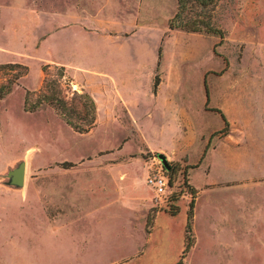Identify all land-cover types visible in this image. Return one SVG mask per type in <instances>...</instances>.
<instances>
[{"label":"rangeland","instance_id":"374dc122","mask_svg":"<svg viewBox=\"0 0 264 264\" xmlns=\"http://www.w3.org/2000/svg\"><path fill=\"white\" fill-rule=\"evenodd\" d=\"M177 7L0 0V264H179L191 203L194 245L181 264H264V0L218 1L205 14L213 33L171 30ZM109 39L121 42L127 73L111 91L128 81L138 106H99L97 61L66 66L97 58L90 51ZM47 78L61 81L79 115L46 103L25 109ZM83 92L97 108L88 133L68 123L91 118ZM160 154L173 184L186 181L195 196L176 195L170 211L146 182ZM22 165L25 187L9 186Z\"/></svg>","mask_w":264,"mask_h":264},{"label":"trees","instance_id":"16d2710c","mask_svg":"<svg viewBox=\"0 0 264 264\" xmlns=\"http://www.w3.org/2000/svg\"><path fill=\"white\" fill-rule=\"evenodd\" d=\"M220 0H178L177 11L170 20V29L171 30H180L188 33H201L203 31L207 33L215 32V28L212 25L211 17L206 16V11L209 7L214 6ZM198 9H202L201 12H198ZM17 65V64H16ZM15 65V66H16ZM18 66V65H17ZM6 67H14L13 64H8ZM21 67V66H20ZM50 66L47 65L44 67L43 71L46 72ZM63 72L61 76L64 74V69L62 67ZM159 77H157L156 86L159 85ZM11 88L7 87V92H10ZM3 91V90H2ZM27 96L25 99V109L30 112H35L41 109L43 103L47 105L62 109L63 111H69L72 114L79 115V112L76 108L72 107V101L68 100L64 95V91L61 85V81L59 79H45L43 90L40 91L42 98H37V100H31V92H27ZM4 94V93H3ZM78 97L82 100H85L81 103V107L86 110L87 103L90 104V110H92L91 118L86 120L85 125L74 124L72 122H68L74 130L79 133H88L96 123L97 119V108L95 100L92 96L86 92L82 94H78ZM222 117L225 120V124L227 125V121L225 119L224 114ZM227 127V126H226ZM225 127V128H226ZM193 203H191V210L188 213L187 217V228H186V239H185V251L182 255V260L179 264L182 263L183 259L186 257L188 251L194 245V237H193V224H194V213L192 211Z\"/></svg>","mask_w":264,"mask_h":264},{"label":"crops","instance_id":"0c3cea01","mask_svg":"<svg viewBox=\"0 0 264 264\" xmlns=\"http://www.w3.org/2000/svg\"><path fill=\"white\" fill-rule=\"evenodd\" d=\"M109 42L111 43V46H113V48L111 47H108V45H106L105 43ZM99 40L97 42V47H98V50L96 52H93V51H90L93 56H96L97 58H71V62H70V59H68L69 61L66 62V66L69 68V69H72V67H74V63H78V64H84L87 60H95L99 63V74H100V79H98L99 81V94H100V100H99V106L101 104V102H104V104H109L110 102L113 101V99L116 100V103L118 102L119 104H122V105H125L126 102H129L130 103H133L135 106H138L139 104L136 102L135 99L132 98L131 96V92H129V82L127 81V89H123L122 91H119V90H115V91H111V88H116V86H118V83L120 85H124V82H123V79H127V73L125 72L124 70V65L122 63V59H125V56L121 55V48H118L117 45L118 43H121V42H118V40H114V39H109V40ZM83 43L82 42V46H83ZM88 45H92L90 44V41L87 42ZM114 43V44H113ZM102 48H109L110 51L113 52V54H109V57L106 56L105 54H103L102 56ZM116 55V57H115ZM4 56V52L3 50L0 51V63L3 62V58ZM127 59H130V58H127ZM126 60V59H125ZM82 67V66H81ZM76 68L78 69H82L80 68L79 65L76 66ZM132 78V77H131ZM113 80V81H112ZM120 80V82H119ZM101 81V82H100ZM101 90V91H100ZM129 92V93H128ZM118 95H119V98H118ZM159 94L156 95V98ZM108 97H113L112 100L108 101ZM114 100V101H115ZM108 101V102H107ZM113 101V103H114ZM129 107V105H128ZM135 110V109H134ZM148 119V118H147ZM116 164V162H115ZM110 178L113 179L112 176H110ZM25 179H26V173H25ZM106 181H110L109 180V177H107L106 180H104V184H107ZM9 186H13V187H17V188H21L23 189L25 187V181L22 185H14V184H8ZM195 190H197L196 188H194ZM199 194H200V191L199 192H196V202L199 200ZM27 201V199H25ZM197 206H198V203H197ZM197 209V207H196ZM161 212H159L156 216H159ZM38 215L40 216V218L42 217V214H41V211H39ZM38 218V219H40ZM224 225H220L218 226V232H220L221 230H223V227ZM186 228H187V225H186ZM241 229H243V233H244V225L241 226ZM245 229H246V226H245ZM237 232H239V227L237 228ZM244 236V234H243ZM247 236H248V226H247ZM185 239H186V231H185ZM40 248H37V247H30V248H27L25 249V251L28 253V254H36L37 252H39Z\"/></svg>","mask_w":264,"mask_h":264},{"label":"built area","instance_id":"2783aa9c","mask_svg":"<svg viewBox=\"0 0 264 264\" xmlns=\"http://www.w3.org/2000/svg\"><path fill=\"white\" fill-rule=\"evenodd\" d=\"M170 173L171 170H167L162 162L158 160V165L151 168L146 180L148 187L154 193L155 205L161 210H172L173 206L176 205V195L178 194H181L183 198L194 199L195 197L192 192H188L186 181L180 179L176 184H173Z\"/></svg>","mask_w":264,"mask_h":264},{"label":"water","instance_id":"95a60500","mask_svg":"<svg viewBox=\"0 0 264 264\" xmlns=\"http://www.w3.org/2000/svg\"><path fill=\"white\" fill-rule=\"evenodd\" d=\"M159 158L164 165V167L167 170H171V165L167 160V157L163 154L159 155ZM25 173H26V168L25 165H22L20 168L14 169L13 171L10 172L9 176L12 178V182L10 184L14 185H22L25 181Z\"/></svg>","mask_w":264,"mask_h":264}]
</instances>
